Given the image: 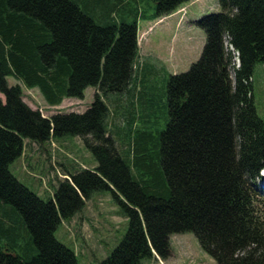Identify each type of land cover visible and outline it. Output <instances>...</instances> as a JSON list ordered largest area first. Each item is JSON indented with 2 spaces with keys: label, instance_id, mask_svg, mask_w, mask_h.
Returning <instances> with one entry per match:
<instances>
[{
  "label": "trees",
  "instance_id": "1",
  "mask_svg": "<svg viewBox=\"0 0 264 264\" xmlns=\"http://www.w3.org/2000/svg\"><path fill=\"white\" fill-rule=\"evenodd\" d=\"M144 1L0 0V238L13 246H0V264H78L55 234L97 191H111L129 220L126 236L101 264L168 258L170 237L184 233L195 234L216 264H264V120L253 94L254 69L264 64V0H219V13L194 21L206 43L187 72L169 79V121L156 159L141 154L151 135L136 130L131 138V121L127 149L119 150L104 100L133 84L138 20L149 19ZM151 1L152 19H160L193 0ZM9 77L39 89L52 107L84 99L89 87L97 93L85 113L47 118ZM65 136L80 137L97 165L70 172L44 201L9 167L25 140ZM21 241L34 256L15 253Z\"/></svg>",
  "mask_w": 264,
  "mask_h": 264
},
{
  "label": "rangeland",
  "instance_id": "2",
  "mask_svg": "<svg viewBox=\"0 0 264 264\" xmlns=\"http://www.w3.org/2000/svg\"><path fill=\"white\" fill-rule=\"evenodd\" d=\"M144 2L149 19L138 20L139 54L133 84L127 91L109 94L104 100L110 108L107 126L114 132L113 137L119 150L127 149L123 145V137L130 132L127 126L131 121V138L136 130L151 135L146 150L141 154L156 159L160 149V134L169 121V79L172 75L187 72L199 60L206 35L194 21L219 13L220 4L219 0H193L170 16L152 19L155 4L151 0ZM92 15L99 24L106 25V19L99 12ZM113 16L120 26L119 17ZM234 61L238 68L239 60L235 58ZM8 81L11 86L20 85L24 102L47 118L59 113L83 114L97 93L96 88L89 87L85 90L84 99L67 98L60 106L52 107L39 89H27L14 78H8ZM253 94L258 115L264 120V64H257L254 69ZM143 98L149 106V118L144 117ZM115 132H118L117 135ZM96 165L94 155L80 137L65 136L42 144L25 140L23 155L9 169L22 184L42 200L49 201L59 183L69 178L70 172L94 169ZM258 192L259 210L264 218V176L258 180ZM84 202L83 208L71 219L62 221L55 235L58 241L75 252L78 264H101L126 236L129 220L111 191H97ZM7 243L0 238L1 247H13ZM27 244L28 241H21L20 246L13 248L15 253L27 258L34 256V252L26 250ZM170 250L168 258L161 259L154 255L142 260L140 264H216L201 248L193 233L172 235Z\"/></svg>",
  "mask_w": 264,
  "mask_h": 264
},
{
  "label": "crops",
  "instance_id": "3",
  "mask_svg": "<svg viewBox=\"0 0 264 264\" xmlns=\"http://www.w3.org/2000/svg\"><path fill=\"white\" fill-rule=\"evenodd\" d=\"M9 78H13V77H9ZM15 79V78H14ZM36 89V88H35ZM35 89H31V90H35ZM0 98L5 101V97L0 93Z\"/></svg>",
  "mask_w": 264,
  "mask_h": 264
}]
</instances>
